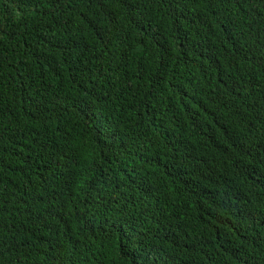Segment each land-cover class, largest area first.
Returning <instances> with one entry per match:
<instances>
[{"label": "trees", "instance_id": "1", "mask_svg": "<svg viewBox=\"0 0 264 264\" xmlns=\"http://www.w3.org/2000/svg\"><path fill=\"white\" fill-rule=\"evenodd\" d=\"M0 264H264V0H0Z\"/></svg>", "mask_w": 264, "mask_h": 264}]
</instances>
